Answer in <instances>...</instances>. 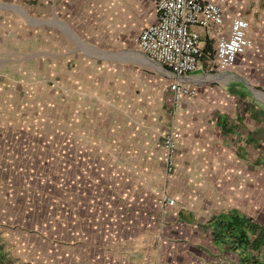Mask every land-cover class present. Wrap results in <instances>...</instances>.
Segmentation results:
<instances>
[{
    "label": "crops",
    "instance_id": "crops-1",
    "mask_svg": "<svg viewBox=\"0 0 264 264\" xmlns=\"http://www.w3.org/2000/svg\"><path fill=\"white\" fill-rule=\"evenodd\" d=\"M155 3L0 0V264H28L15 212L27 210L17 170L27 138L57 150L81 184L70 196L73 264L264 263V245L243 247L238 228L251 242V226L264 229V0H226L223 23L198 28L197 69L181 76L135 42ZM234 17L249 22L252 45L222 67L216 43ZM175 80L196 94L171 109Z\"/></svg>",
    "mask_w": 264,
    "mask_h": 264
},
{
    "label": "built area",
    "instance_id": "built-area-1",
    "mask_svg": "<svg viewBox=\"0 0 264 264\" xmlns=\"http://www.w3.org/2000/svg\"><path fill=\"white\" fill-rule=\"evenodd\" d=\"M226 0H156L155 22L143 28L135 42L144 54L169 67L176 75L193 72L198 67L201 55L198 28L223 23L222 4ZM249 22L241 17L230 21L227 34L220 35L215 48V58L220 66L231 67L237 57L251 47ZM171 95L168 106L173 109L180 100L196 94L180 80L170 84ZM176 133H169L163 140L165 169L169 172L174 166ZM164 202L171 205L173 199L165 197Z\"/></svg>",
    "mask_w": 264,
    "mask_h": 264
},
{
    "label": "rangeland",
    "instance_id": "rangeland-1",
    "mask_svg": "<svg viewBox=\"0 0 264 264\" xmlns=\"http://www.w3.org/2000/svg\"><path fill=\"white\" fill-rule=\"evenodd\" d=\"M30 139L27 138V165L17 168L22 171V177L27 175V210H15L20 221L26 217L27 263L73 264L69 241L70 234L73 233L70 196L76 185L81 184L75 182L70 173L72 167L58 164L57 150H50L51 153L42 151L40 143H31ZM99 190L100 187H96L94 193L99 194ZM18 202L19 200L15 203ZM90 202L92 201H87L85 206ZM73 235L77 236L76 233ZM66 240L69 242L66 243ZM66 245L67 249H63ZM45 253L47 259L44 257Z\"/></svg>",
    "mask_w": 264,
    "mask_h": 264
},
{
    "label": "trees",
    "instance_id": "trees-1",
    "mask_svg": "<svg viewBox=\"0 0 264 264\" xmlns=\"http://www.w3.org/2000/svg\"><path fill=\"white\" fill-rule=\"evenodd\" d=\"M242 225L243 224L241 222H239V224H238V228L240 230L239 242L244 243L243 247H245V248L251 247V248H256V249L260 250L264 245V229L259 227L257 224H254V226H251L250 231L256 233L255 240L253 242H251V241H249L247 231L244 230L245 227L242 228ZM239 245H240V243H239ZM244 264H248V263H244Z\"/></svg>",
    "mask_w": 264,
    "mask_h": 264
}]
</instances>
